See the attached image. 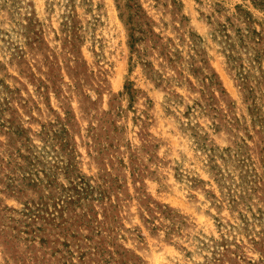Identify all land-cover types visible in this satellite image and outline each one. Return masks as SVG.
Masks as SVG:
<instances>
[{
  "label": "rangeland",
  "instance_id": "1",
  "mask_svg": "<svg viewBox=\"0 0 264 264\" xmlns=\"http://www.w3.org/2000/svg\"><path fill=\"white\" fill-rule=\"evenodd\" d=\"M0 264H264V0H0Z\"/></svg>",
  "mask_w": 264,
  "mask_h": 264
}]
</instances>
